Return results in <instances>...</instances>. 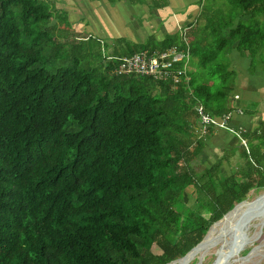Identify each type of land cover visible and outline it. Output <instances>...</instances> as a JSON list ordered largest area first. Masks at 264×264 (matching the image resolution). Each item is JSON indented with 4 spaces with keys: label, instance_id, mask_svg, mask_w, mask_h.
Segmentation results:
<instances>
[{
    "label": "trees",
    "instance_id": "trees-1",
    "mask_svg": "<svg viewBox=\"0 0 264 264\" xmlns=\"http://www.w3.org/2000/svg\"><path fill=\"white\" fill-rule=\"evenodd\" d=\"M197 2L188 69L172 83L116 75L113 59L179 48L177 33L143 44L76 40L66 12L0 0V264H169L264 191V119L229 175L219 176L220 161L233 152L199 173L193 166L212 134L198 136L196 109L237 110L232 52L264 78V0Z\"/></svg>",
    "mask_w": 264,
    "mask_h": 264
},
{
    "label": "crops",
    "instance_id": "crops-1",
    "mask_svg": "<svg viewBox=\"0 0 264 264\" xmlns=\"http://www.w3.org/2000/svg\"><path fill=\"white\" fill-rule=\"evenodd\" d=\"M60 1L61 0L56 1L58 5H60ZM64 1L66 2V4H68L66 8L69 9L70 12H73L74 10L73 3H77L79 9L77 10L78 14L74 15V19L79 17L84 20V25L81 27V30L87 28L89 25H91L93 20L96 21L97 18L102 22V24L104 25L103 27H101L102 33L93 30H91L90 33L91 35L97 37L99 40L103 41H107L109 37H114V31L118 29L120 30V28H118V21L121 19L125 20L127 18H130L135 21L137 17H142L143 22H139L141 23V25L142 23L147 25L150 23L156 24V27H154L153 30H150L153 31V34L144 36L138 43H136L137 40L128 41L125 38H121L133 44H143L145 40L151 35H154L155 39L160 41L164 38L165 35L177 33L176 21L182 24H190L197 23L200 18V6L197 2L198 0H167V6L163 9L157 10L150 9L145 5L146 3H149L150 0H137V2L133 4H131L130 0H128L127 2L118 1L113 7H110V0H99L93 2L100 4L101 1H104L106 6L108 7V9L106 10L108 14L106 15H108L109 17L105 18V14L100 13L98 8L95 12V15L94 13H92L94 16L90 17L91 22H89L88 25L87 15L89 14L88 8L90 3H88L87 1L90 0H73L71 4L69 3L70 0ZM90 2L92 3V1ZM81 4H83V6H81ZM90 6L93 11L94 5L92 4ZM83 9H85L86 15L82 11ZM60 10L64 11L65 6H60V9H56V11ZM69 16L70 15H68V17ZM68 20L70 22V17L68 18ZM120 22L121 21H119V23ZM102 37H104L106 40L102 39ZM229 58L230 66L237 72L238 79L236 80L237 85L233 96V98L237 99H233L232 103H236V105L234 106H236L237 109H241V113L233 112L231 114V119L225 129L218 126H213V128H211V138L205 141V146L202 151L201 157L204 156V158L207 159L208 154H210L211 152H233V155L231 157L232 162H235V165H239L242 163V160L239 158L238 151L239 148L244 144L245 134L247 135L249 132L254 130L257 125L260 124L261 120L264 119L263 117H261L264 111V78L260 74H258V72L251 77L247 73L246 60L238 56V54L236 55L235 52H232ZM241 70L243 71V74ZM244 102L251 103L252 105L255 104V106L258 104V109H249L246 108V106L243 107ZM244 110H254L255 113L244 114ZM261 133H264V129H261ZM235 137L238 140H236ZM221 157L222 156H220V158Z\"/></svg>",
    "mask_w": 264,
    "mask_h": 264
},
{
    "label": "rangeland",
    "instance_id": "rangeland-1",
    "mask_svg": "<svg viewBox=\"0 0 264 264\" xmlns=\"http://www.w3.org/2000/svg\"><path fill=\"white\" fill-rule=\"evenodd\" d=\"M43 1L47 2L50 5V7L54 9L53 10L54 16H55V10L56 9L58 10V9H60V6H65V10L67 11V16L70 15L69 16L70 17L69 23L71 24L72 29H73V31H72L73 36H77L75 38L76 40H80L82 38H85L84 35L91 34L90 33L91 30L98 31V32L102 33L101 27H103L104 25L102 24V22L98 18L96 19V21L93 20L91 25H89V22H91L90 17L95 15V12L97 11L98 8H99L100 13L105 14V18L109 17L108 15H106V14H108V12H106L108 7L106 6L104 1H101L100 4H97V3L93 2L94 0H91L92 3L90 1L86 0L88 3H90L89 8H88L89 14L87 15V17H88L87 24L89 26L87 28H85L84 30H81V27L84 25V20L79 18V17L74 19V15L78 14L77 10L79 9L77 3H73V9L74 10H73V12L72 11L70 12V10L66 8V6H68V4H66V2L64 0L60 1V5H58L56 2L58 0H43ZM72 1L73 0H70L69 3L71 4ZM217 1L219 2L220 6H222L221 1H223V0H217ZM117 2H118L117 0H110V2H109L111 4L110 7L115 6ZM92 4L94 5L93 11H92L91 6H90ZM81 6H83V4H81ZM82 11L86 15L85 9H83ZM92 13H94V15ZM69 17H67V19ZM119 21H121V22L119 23ZM119 21H118V28H120V30L118 29V30L114 31V37H112V38L109 37L107 40L108 43H110L111 40H115V39H119V38H125L128 41L137 40L136 43H138L144 36L153 34V31H150V30H153L154 27H156V24H151V23L148 25L142 23V25H141V23H139V22H143L142 17H140V18L137 17V19L135 21H133L130 18H127L125 20L121 19ZM261 21H262V23H264V18H262ZM53 22H54V20H53ZM54 23H57V20H55ZM97 34H99V33H97ZM102 39L106 40L104 37H102ZM92 42H93L92 44L95 43V38H93ZM235 54L237 55L236 51H235ZM231 59H232V57H231ZM241 72L243 74L242 70H241ZM234 93H235V91H234ZM232 104L236 105L235 102H233ZM245 106H246V108H249V109L250 108L258 109L259 105L257 104L255 106V104L252 105L251 103L244 102L243 107H245ZM261 117L264 118V111H263V114L261 115ZM236 140H238V139L236 138ZM225 155H226V157H225ZM225 155L223 156V153H219V152H216V153L211 152L210 154H208L207 159L204 158V156H202L198 160H195V162L193 163V166L197 169V171H198L197 173H199L204 168H207L211 164H213L217 159L220 158V156H223L225 158H223V160L220 161L221 170H220L219 176H222V173L224 175L225 174L229 175L233 171V166L235 165V162L234 163L232 162V158H230V160H227V154H225ZM183 196H184L183 198L186 199L185 202L188 205L190 203H192L194 198H195V194H194L193 189L192 188L186 189L185 194L183 193ZM262 200H264V191L257 192V193L252 192L249 195V197L245 200V202L242 204L241 208L238 210L245 209L248 206H250L252 203H254L256 201H262ZM227 216H229V215H227ZM222 221L217 223V225L218 224L219 225L214 230V233L212 235L206 237L203 240V242L201 243V245L192 254H190L187 258H185L179 262L173 263V264H212V263L217 264L218 261H220V259L222 258L223 254H224L225 242L227 241V239L229 237H231L234 230L237 227H239V225H240L239 222L225 225V224H222ZM257 230L258 231H255L252 234L250 233V235H249L250 238H254V237L258 236L257 240L254 243L248 245L238 255H237V252H235V251L231 253V258L234 259L233 261H231V264H241L239 262L240 259H243V258L247 259L246 257L251 255L254 252V250L256 249V247H259L261 245L264 246V244H263L264 243V226L258 228ZM256 232L258 233L257 235H256ZM211 236H213V237H211ZM255 262H256V259L252 255L251 260L249 259L246 264H254ZM263 262H264V260L259 264H262Z\"/></svg>",
    "mask_w": 264,
    "mask_h": 264
},
{
    "label": "built area",
    "instance_id": "built-area-1",
    "mask_svg": "<svg viewBox=\"0 0 264 264\" xmlns=\"http://www.w3.org/2000/svg\"><path fill=\"white\" fill-rule=\"evenodd\" d=\"M179 35V48L173 46L165 49L164 51H141L137 54L113 59L117 62L113 70L114 74H136L147 77H166L171 79L172 83L180 82L188 69V61L190 58V51L188 50V27H177ZM187 45V46H186ZM181 47L186 49L181 50ZM112 60V59H108ZM182 62L183 67L179 70H174L176 63ZM199 128L198 136H204L213 126L226 128L231 119V114L222 115L219 118L212 117L209 113L205 112L202 107L197 109ZM237 112L241 113L240 110ZM245 144V141H244Z\"/></svg>",
    "mask_w": 264,
    "mask_h": 264
},
{
    "label": "bare ground",
    "instance_id": "bare-ground-1",
    "mask_svg": "<svg viewBox=\"0 0 264 264\" xmlns=\"http://www.w3.org/2000/svg\"><path fill=\"white\" fill-rule=\"evenodd\" d=\"M244 202L245 201H243L242 203H244ZM242 203H240V204H242ZM240 204H238L237 206H239ZM232 211H231V213H229V216H225L224 218H222V220H223V221L221 220L222 224L227 225V224L239 222L240 225H239V227H237L234 230L231 237H229L227 239V241L225 242L224 254H223L222 258L220 259V261H218L217 264H231V261L234 260L231 258V253L235 251V252H237V255H238L248 245L254 243L257 240L258 236L254 237V238H250V236H249L250 233L252 234L255 231H258L257 230L258 228L264 226V200L256 201L245 209L237 210L234 212H232ZM218 225L216 223L211 229H209V231L207 232L205 237L202 239V241L198 244V246L201 245V243L203 242V240L206 237H208L214 233V230L218 227ZM257 234L258 233L256 232V235ZM211 237H213V236H211ZM197 247H195V249ZM194 250H192L188 255H186L185 257H183L182 259H179V260H183V259L187 258ZM252 255L256 259V262L254 264L261 263L264 260V246L261 245L259 247H256L254 252L251 255H249L248 257H246L247 259H245V258L240 259L239 262L241 264H246L249 259L251 260ZM179 260H177V261H179ZM174 262H176V261H174ZM174 262H172V263H174ZM172 263H170V264H172Z\"/></svg>",
    "mask_w": 264,
    "mask_h": 264
},
{
    "label": "clouds",
    "instance_id": "clouds-1",
    "mask_svg": "<svg viewBox=\"0 0 264 264\" xmlns=\"http://www.w3.org/2000/svg\"><path fill=\"white\" fill-rule=\"evenodd\" d=\"M195 23H190V24H182V23H180V22H177L176 21V32H177V34H178V31H177V27L178 26H182V27H188L189 28V30L192 28V27H194L193 25H194ZM189 32V31H188ZM188 32H187V34H188ZM187 38H188V36H187ZM188 43V42H187ZM234 99H237V98H234ZM238 110H240L241 111V109H237L236 111H234V112H237ZM212 116V115H211ZM217 118H219V117H217ZM243 145H245V144H243Z\"/></svg>",
    "mask_w": 264,
    "mask_h": 264
},
{
    "label": "water",
    "instance_id": "water-1",
    "mask_svg": "<svg viewBox=\"0 0 264 264\" xmlns=\"http://www.w3.org/2000/svg\"><path fill=\"white\" fill-rule=\"evenodd\" d=\"M244 201H245V200H244ZM242 202H243V201H242ZM242 202H240V203H242ZM240 203H238V204H240ZM238 204H237V205H238ZM237 205H235V206H234L229 212H227L222 218H224L227 214H229V213H230V212H231V211H232ZM219 221H220V220H219ZM219 221L215 222L214 224L218 223ZM214 224H213V225H214ZM213 225H212V226H213ZM212 226H211V227H212ZM211 227H210V228H211ZM210 228H209V229H210ZM208 231H209V230H208ZM206 234H207V233H206ZM197 246H198V244H197L195 247H197ZM195 247H194L192 250H194ZM192 250H191V251H192ZM191 251H190V252H191ZM190 252H188L186 255H188ZM186 255H185V256H186ZM185 256H184V257H185ZM181 259H182V258H181ZM178 260H179V259H178ZM175 261H177V260H175ZM172 262H174V261H172ZM172 262H170V263H172ZM170 263H169V264H170ZM212 264H214V263H212Z\"/></svg>",
    "mask_w": 264,
    "mask_h": 264
}]
</instances>
